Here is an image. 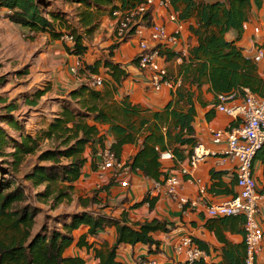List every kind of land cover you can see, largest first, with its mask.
I'll return each mask as SVG.
<instances>
[{
  "label": "trees",
  "instance_id": "obj_1",
  "mask_svg": "<svg viewBox=\"0 0 264 264\" xmlns=\"http://www.w3.org/2000/svg\"><path fill=\"white\" fill-rule=\"evenodd\" d=\"M74 1L82 6L79 24L85 29L84 33L70 26H65V33L63 28L59 31L57 26H63L65 21L55 11L48 13L52 20L48 18L44 5L39 0H0V9L7 12L6 19L28 32L36 35L48 34L53 41L62 40L66 34L72 36L73 41L69 42L71 45L64 42V47L68 54L78 56L83 62V73L99 74L100 67L103 66L109 70L111 76V80L104 81L102 90L85 83L71 91L68 99L62 102L61 111L48 122L47 128L40 129L35 136L27 133L13 115L19 109L17 103L8 102L0 95V104L4 105L0 107V123L19 132V139H16L0 125V264H87L81 256L66 254L72 246L88 251L93 249L98 264H127L118 259V248L121 244H142L148 247L149 254L156 255L160 253L161 243L153 234L159 231L169 232L174 227L157 219L130 225L126 212L120 218L95 213L92 211L93 206H90L98 204L99 192L96 190L92 197L79 200L84 211L72 213L66 219L60 218L61 230H49L44 225L35 233L36 218L41 210L28 203L26 187L18 179L28 156L38 155V163L24 175V179L34 188L43 187V191L37 193V196L46 202L53 200L56 208L65 201H72L75 184L90 161L86 155L88 150H91L92 157L90 165L97 171L99 164L96 163V157L99 150L108 149L118 161H122L125 145L140 144L126 166L132 172L140 173L156 182L162 181V177L166 178L160 159L161 153L171 151L176 159L183 161L185 155L180 146L194 148L197 145L193 127L197 114L194 87L200 89L209 85V91L215 95L217 102L219 95L234 92L242 95L245 89L264 98V79L259 75L258 64L251 56H246L237 44L244 32V23L250 19L253 5L261 9L264 7V0H169L180 22L187 23L192 19L196 21L189 29L196 37L197 44L189 49L188 55L175 52L173 48H164L160 52L166 62L177 57L182 59L175 79L180 80L181 84L171 92L172 98L165 108L153 113L139 105H133L128 96L121 100L116 99L118 87L128 77V73L120 64L110 59L120 44L135 34L138 26L152 25L153 9L149 7L139 15L131 30L122 39L116 34L119 20L114 14L133 11L148 0ZM116 1L119 6L115 4ZM106 8L110 10L106 11ZM104 12L116 19L115 42L109 48L108 59L98 60L90 65L82 59L88 50L86 37L94 35ZM230 31L236 33L235 40H227L226 35ZM139 60L140 57L136 55L134 63L137 66ZM49 90V87L38 90L26 99L25 104L37 106ZM102 126H107V134L113 137L110 145L107 144V136L102 132ZM45 140H49L53 147L43 149L41 143ZM191 153L190 151L189 154ZM254 160L260 161L264 167V145ZM5 164L7 167H4ZM210 174L213 181L210 192L218 194L217 188L225 184L221 180L225 172L212 170ZM113 181L116 179L111 178L110 183L103 189H109ZM225 193L232 196L237 194L230 189ZM145 203L153 209L157 199L147 195L132 208H138ZM231 220L245 222L243 217L237 216L208 219L205 224L222 244L221 262L200 259L179 264H246L245 241L232 243L216 229V224L226 226ZM83 226L88 228V232L77 238L74 232ZM111 227L116 228L117 233L113 246L96 248L94 242L88 241L89 237L95 238ZM193 242L210 255L207 243L197 238ZM135 264H138L137 259Z\"/></svg>",
  "mask_w": 264,
  "mask_h": 264
},
{
  "label": "crops",
  "instance_id": "obj_2",
  "mask_svg": "<svg viewBox=\"0 0 264 264\" xmlns=\"http://www.w3.org/2000/svg\"><path fill=\"white\" fill-rule=\"evenodd\" d=\"M115 4L118 6L120 5L118 1H116ZM79 6H81V4H79ZM152 9V24L157 23L164 25L167 27L169 32H174L178 28L180 29V33L178 35L179 42L173 48V51L188 55L189 49L197 44L196 37L193 36L189 29L190 25H195L196 21L194 19L187 23H177L171 21L170 14L173 9L161 7L159 0H155V5L152 6ZM107 10L109 11L110 8H106V11ZM101 21L102 22L97 30L106 27L113 31L116 25V19L111 18L108 12H104ZM247 24L249 28L244 30L241 39L237 44L243 49L246 56H252L259 46L264 45V7L257 9L255 5H253L250 19ZM255 27H259L260 29L257 35L254 34ZM20 28L22 30H26L22 27ZM141 29L142 34H133L128 41L122 42L119 48L116 49L115 55L110 59L114 63L120 64L128 73V77L123 80L118 87L116 99L121 100L122 97L128 96L129 101L133 105H139L143 109L153 113L154 111H161L165 108L172 98L171 92L175 90L163 87L161 91H156L149 83L148 72L140 69L139 66L134 63V58L139 52V41L143 38L149 37V27L141 25ZM236 37L237 35L233 31H230L226 35L227 40L231 41L235 40ZM54 42L58 43L59 40ZM67 44L71 45L69 42ZM85 44L88 47V50L82 59L87 64L92 65L96 61L101 60L100 57L103 54H107L105 59L109 58V53H107L104 49H102V52L99 49L96 56H90L92 55V50L89 48L87 40L85 41ZM64 50L66 51L65 47ZM64 55H66L68 60L67 62H69V64H66L65 67H60L58 75L56 77H52V79L48 80V82L53 83L52 88H54L53 86L57 87V89H55L56 91L59 90L57 93L65 94L66 92L68 95L80 85L88 83V75L86 73L76 74L73 72V67L76 61L80 60L78 56L70 55L67 52H65ZM181 63L182 60L179 57L166 63L169 74L173 79H176ZM258 69L259 75L264 79V61L258 64ZM108 71L109 70L107 68L102 66L100 67L98 74L103 77L106 82L111 80V76ZM52 88L50 90H52ZM103 88L104 86L97 90H102ZM209 88V85H204L200 89L196 87L193 88V91L195 92L194 101L197 113L193 127L196 132L195 138L197 144L202 143L218 154L216 156L208 157L204 162L199 164L197 168L193 169L192 176H182L179 173L180 167H189V152H192L193 147L185 145L180 146V148L184 150L185 159L183 161L174 158L173 160H166L162 162V168L166 178L162 177V181L159 182L162 184L161 187L156 188L155 180L147 179L140 173L129 171L126 174V180L129 181L128 187H123L120 180H116L110 184L109 189L106 190L102 187L101 190L98 187L99 184L107 185L110 183L109 181L111 178L107 180V183H102L98 179L99 184L95 186L94 182L97 180V171L93 170L90 165L92 157L88 155V153L86 154L90 161L84 168V174L78 182L83 183V181L88 180V184H90L87 186L88 191L89 187H92L94 192L96 190L99 192L97 196L98 204L90 206H93L92 211H95V213L98 214L101 212V214H106L115 218H120L121 214L126 212L129 219L128 223L130 225H135L136 223L150 221L153 219L169 223V225H174L173 228H170L171 230L169 232L159 231L153 234L155 239L161 243L160 253L156 255L149 254L148 247L142 244H138L136 246L121 244L118 248V259L120 261L127 264H135L136 259L145 257L155 259L159 263L166 264L184 262L185 257L184 255H179L177 253V248L184 236H191L193 239H200L209 245L210 255H208L206 260L207 262H221L222 258L220 256V249L222 244L218 241L216 234L209 231L205 226L206 221L210 218L205 214L203 205L198 204V206L192 207L188 204L182 208L179 202L180 198H186L193 201H201L203 204H217L228 201L233 197L230 194H226L225 191L230 189L235 193L238 192L237 186L234 185L235 166L228 159H224V157L220 154L225 146L213 144L211 140V131L214 129L225 128L230 123L231 118L218 111V102L216 101L215 95L209 91ZM50 90L46 94L51 92ZM56 115L57 112L54 115V118ZM101 129L106 131L103 133H106L107 144L110 145L113 142V137L112 135H107L108 127L102 126ZM139 146L140 144L125 145L122 152L121 162L126 164L136 154ZM212 170L225 172V174L221 177L222 182L225 184L223 187L217 188V191L219 192L218 194L210 192V188L213 184L210 174ZM177 174H179L178 176L180 177V185L177 190L178 198L172 199L166 193L165 180L170 176ZM254 175L258 181L259 188L264 191V167L260 161L254 162ZM109 176L111 175L109 174ZM98 188L100 190H98ZM201 190H205V192L202 194ZM86 194L87 195L84 196V198L92 197L94 195V193L88 194V192ZM147 195H149L150 198L157 199V203L153 209H150L148 203H145L143 206L138 208H132L135 203L142 201ZM97 205H100V210L95 209ZM105 205L108 207L101 210L105 207ZM84 210L85 209L82 211ZM260 210L259 218L261 220V228L264 231V201L260 203ZM216 229L232 243H241L244 241V223L239 222V220H231L230 224H227L226 226L216 224ZM81 230L82 232L78 234L77 232ZM87 232L88 228L83 226L78 231L74 232V235L78 238ZM116 238V228L111 227L107 228L106 231L101 232L95 238L89 237L88 241L94 242L96 248H102L105 245L110 247L113 246L116 243ZM74 247L75 246H72L71 250ZM68 251L66 253L67 255L81 256L86 260L87 264H98V260L94 257L93 249L88 251L86 249L76 247L72 254H69ZM87 258L89 261H87ZM258 263H264V239L263 252L261 251Z\"/></svg>",
  "mask_w": 264,
  "mask_h": 264
},
{
  "label": "built area",
  "instance_id": "obj_3",
  "mask_svg": "<svg viewBox=\"0 0 264 264\" xmlns=\"http://www.w3.org/2000/svg\"><path fill=\"white\" fill-rule=\"evenodd\" d=\"M161 7L172 9L169 0H159ZM155 5V0H148L147 3L140 5L133 11L121 14L116 12L114 15L119 20L117 37L122 39L130 30L137 17L147 11L149 7ZM170 20L179 23L178 16L174 11L170 14ZM248 24L244 23L243 29L247 30ZM259 27L254 28V34H258ZM180 29L169 32L167 27L161 24L153 23L149 27V37L139 41L138 57L139 68L147 71L149 83L156 91H161L163 87L176 90L181 84L180 80L175 81L168 71L166 61L160 55L164 48H174L178 42ZM135 34H142L141 26H138ZM62 40L72 42L73 37L64 35ZM255 63L260 64L264 61V45L259 46L251 56ZM182 60V59H181ZM84 69L81 60L76 61L73 72L78 74ZM88 84L90 87L100 89L104 85V78L98 74L87 72ZM218 111L228 115L231 118L230 123L223 129H214L211 131V140L213 144L224 145L221 155L228 159L235 166L234 177L238 192L228 201L217 204H203L198 200L180 198L179 202L182 208L190 204L192 207L202 204L205 214L210 219L224 217L244 218V241L246 244V264L258 263V258L263 252L264 231L261 228L260 203L264 201V191L259 188L258 181L254 175V162L257 152L264 145V98H261L245 89L244 93L237 92L218 96ZM218 153L202 143L197 144L192 149L189 156V167H180L179 173L182 176H192V170L204 162L208 157L216 156ZM102 159V165L97 170V176L100 182L107 183V173L110 178L120 180L123 187L129 186L126 180V174L131 171L126 164L118 161L110 150H104L99 153ZM175 157L171 151L161 153V162L173 160ZM170 176L165 180L166 193L172 199L178 198V187L180 177ZM159 182L155 183L156 188L161 187ZM205 190H201L203 194ZM179 255H184L188 262L196 260H207L208 255L201 250L194 242L191 236H184L177 248ZM144 258V257H141ZM138 258V264H166L159 263L155 259ZM175 262L173 264H179Z\"/></svg>",
  "mask_w": 264,
  "mask_h": 264
},
{
  "label": "rangeland",
  "instance_id": "obj_4",
  "mask_svg": "<svg viewBox=\"0 0 264 264\" xmlns=\"http://www.w3.org/2000/svg\"><path fill=\"white\" fill-rule=\"evenodd\" d=\"M39 1L44 5L46 16L51 20L52 17L48 14L50 11H55L61 15L65 24L63 26H57L59 31L63 28L62 31L65 33V26H70L71 28L78 29L80 33L85 32V29L79 24V14L82 10V6H79L74 0ZM6 13L5 10L0 9V95L8 102L15 101L17 103L19 109L14 111L13 115L27 133L35 136L40 129L47 128L48 122L54 119L56 112L59 113L61 111L62 102L68 99L66 92L65 94L57 93V91H59L55 90L57 87L53 86L54 88H52L53 83L48 82L52 77L58 75L60 67H65L66 64H69L66 55H64L66 52L63 46L65 41L59 40V42L56 43L51 40L47 34L40 33L36 35L27 30H22L20 26L6 19ZM115 27L113 31L106 27L100 28L91 37H86L87 44L92 50V55L90 56H96L99 49L101 52L103 51L102 49H104L109 53V48L115 42ZM106 57L107 54H103L100 58L103 60ZM80 73H83V71L81 70L78 74ZM46 87H49V89L52 88V90L40 99L37 106L32 107L25 104L28 97ZM3 106V104H0V107ZM1 113L0 111V115ZM0 125L5 127L16 139H19V132L3 123H0ZM102 132L106 131L102 129ZM41 146L43 149H47L53 147V144H51L49 140H45L41 143ZM101 152H103V150H99V153ZM87 153L90 155L91 150H88ZM99 153L96 157V162L100 167L102 165V159ZM37 156L38 155L28 156L18 174V179L26 187V193L29 197L28 203L41 210L40 215L36 218L34 232H38L44 225H46L49 230H61L62 224L60 218L63 217L66 219L67 216L72 213L81 212L84 208L79 200L84 198L87 192L88 194H93L94 190H92V187H89L88 191L87 186L90 185L88 184V180L83 181V183L78 182L75 185L72 201H65L54 208L53 200L50 199L46 202L37 196V193L43 191V187L34 188L29 181L24 179V175L38 163ZM4 167H7V165L5 164ZM109 174L110 173H107V180L110 179ZM96 177L97 180L94 182L95 186L99 184L98 176ZM104 185L99 184L98 187L101 189ZM99 188L98 190H100ZM107 207L108 206L105 205L101 210ZM99 208L100 205L95 207V209L100 210ZM81 232L82 230L77 233L79 234ZM75 248L76 246L72 250L70 248L68 253L72 254ZM83 253L85 254L84 251ZM87 261H89L88 258Z\"/></svg>",
  "mask_w": 264,
  "mask_h": 264
},
{
  "label": "clouds",
  "instance_id": "obj_5",
  "mask_svg": "<svg viewBox=\"0 0 264 264\" xmlns=\"http://www.w3.org/2000/svg\"><path fill=\"white\" fill-rule=\"evenodd\" d=\"M247 23V22H246Z\"/></svg>",
  "mask_w": 264,
  "mask_h": 264
}]
</instances>
